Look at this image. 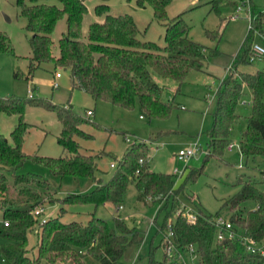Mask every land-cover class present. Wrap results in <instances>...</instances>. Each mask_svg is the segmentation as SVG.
Here are the masks:
<instances>
[{
    "label": "trees",
    "instance_id": "16d2710c",
    "mask_svg": "<svg viewBox=\"0 0 264 264\" xmlns=\"http://www.w3.org/2000/svg\"><path fill=\"white\" fill-rule=\"evenodd\" d=\"M101 1L94 6L93 12L102 16V21L90 22L82 39L81 20L86 12L82 0H15L18 14L25 20L24 29L30 33L28 78L39 63L51 62L55 68L68 71L71 89L80 90L93 100L124 109L137 107L139 116L148 119L166 117L172 107V98L163 97L167 85L160 84L156 78L176 83L172 94L177 93L179 84L190 70H202L204 46L188 36L189 26L181 13L172 19L167 18L169 0H135L138 7L149 6L153 18L163 23L162 46L139 40L131 15H111L105 0ZM223 1L210 0L216 14L217 5ZM237 3L251 6L250 0L225 1L232 7ZM232 17L231 14L228 18ZM62 18H65V30L57 41L58 54L54 57L50 51V34ZM263 23L264 10L254 11L252 8L248 28L233 62L215 91L212 126L206 133L208 151L205 158H221L229 142L231 124L240 117L234 109L243 85L249 90L250 113L245 118L246 126L239 135L237 147L245 159L264 156V71L250 69L251 63L247 61L253 33L261 31ZM205 34L214 39L218 36V32L205 31ZM0 52H10L7 38L2 33ZM208 53L217 54L216 47L210 48ZM261 59L264 60V56ZM14 76L18 73L15 72ZM27 105L42 106L55 112L61 125L56 142L64 152L58 157L33 156L30 159L51 175L86 177L93 182L90 191L67 193L54 200L63 205L88 203L94 208L110 203L117 208L129 184L135 190L137 202L156 205L152 222L161 234L160 240L167 231L171 232V238L169 243H161V259L156 261L149 256L147 264H181L176 255L190 253L189 247L195 256L193 264H264V257L257 251L248 250L243 240L238 238L264 245V192L253 182L241 176L237 178V191L222 206L230 210L237 208L238 213H231L228 218L230 228L223 227L222 237L218 239V227L212 221L218 213L207 214L195 206L194 222H186L183 209L179 208L183 182L176 187L173 174L149 168L145 150L138 149L145 143L129 144L121 158L115 160L111 175L102 180L97 174L95 161L99 153L80 152V146L74 139L91 138L79 128L88 120L76 115L69 105L57 106L32 93L25 98L13 95L0 97V113L17 116V122L9 133L12 143L0 134V264H38L40 260L48 264L66 261L87 264L88 259L98 264H115L126 247L141 240V232L137 228H127L117 217L113 218L112 225L93 213L84 223L61 222L58 212L55 216L44 217L40 223L38 217L31 213L41 204V190L47 187L48 181L33 174L18 173L27 158L21 151L23 134L30 127L23 119ZM139 159L142 162L139 163ZM200 171L201 168L191 169L185 179L194 178ZM6 174L12 177L14 195ZM246 200H251L254 206L238 207ZM160 213L162 220L157 224L155 219ZM33 227H37L36 250L34 256H29L26 235ZM229 232L236 236L229 237ZM167 246L171 247V254L167 252Z\"/></svg>",
    "mask_w": 264,
    "mask_h": 264
},
{
    "label": "rangeland",
    "instance_id": "374dc122",
    "mask_svg": "<svg viewBox=\"0 0 264 264\" xmlns=\"http://www.w3.org/2000/svg\"><path fill=\"white\" fill-rule=\"evenodd\" d=\"M86 12L81 20V36L85 38L87 25L90 22L102 21V16H96L93 8L101 0H82ZM224 0L217 5L218 14L211 8L210 0H169L166 7L168 19L181 13L183 21L189 26L188 36L195 42L204 46V59L201 71L190 70L179 84L178 92L172 94L176 83L156 78L160 84H166L163 97L172 98V107L164 118L148 119L139 116L137 107L124 109L101 100H93L88 94L71 89L67 70L55 68L51 62H41L32 71L31 77L27 75L28 57L30 49L28 37L30 33L24 29L25 20L18 14L15 0H0V33L7 38L10 52H0V97L17 96L27 97L29 93L42 98L57 106L69 105L72 111L88 122L79 128L91 135L90 139L74 137L79 144V151L91 154L99 153L96 158L98 176L106 180L112 173L115 160L121 158L129 144L145 143V159L152 171L171 173L174 175V185L177 187L183 182V194L179 197V208L195 213L198 206L207 214L218 213L217 216L229 221L231 213H238L237 208L227 209L222 203L227 201L236 191L235 182L239 176L249 180L264 192V156L254 160L245 159L236 147L239 135L246 126L245 118L250 113V94L246 86H242L240 97L235 105V112L240 117L231 124L228 144L223 149L221 158L204 157L207 148L206 133L212 126V113L215 108V91L220 80L229 70L233 56L239 43L248 28L247 14L264 10V0H250L251 6L237 3L235 7L225 4ZM111 15L129 14L138 29L137 38L151 41L158 46L163 45L164 25L153 18L149 6L138 7L135 0H105ZM239 6V7H237ZM237 7V8H236ZM252 7V8H251ZM234 17L228 18L229 15ZM8 18V21L5 19ZM261 31L253 33L252 40L257 43L263 40L264 23ZM65 30V18L58 20L54 26L51 39V55L57 56V41ZM205 31L218 32L214 39L205 34ZM216 47L217 54L210 55L208 50ZM250 69L264 71V60H255L249 64ZM17 72L18 76H14ZM57 72V74H55ZM52 81L57 84L51 86ZM32 88V91L29 89ZM28 91H30L28 93ZM92 110L91 116L85 115V110ZM23 119L30 127L23 134L21 151L27 156L20 174H33L48 181L47 187L41 190L42 202L35 208L43 211L38 217L55 216L60 213L61 222L78 221L84 223L93 213L94 216L105 219L112 225L113 218L117 217L127 228L135 227L141 232L138 244L126 247L123 254L115 264H147L149 256L159 261L162 255L164 236L156 231L152 222L155 216V204L143 205L135 200V190L132 185L127 186L120 208L110 203L94 208L88 203L61 204L57 199L67 193H85L93 187V182L86 177L51 175L40 164L32 161L30 157H58L63 155L61 147L56 142L61 125L53 110L42 106L27 105L24 109ZM17 122L15 114L0 113V134L11 142L10 131ZM196 143L201 152L184 160L175 157L179 149ZM113 166H110V164ZM239 165V166H238ZM201 171L192 179H185L191 169ZM175 171V173H173ZM11 194H15L12 186V177L6 174ZM185 179V181H184ZM251 200L243 201L240 208H252ZM62 208V209H61ZM178 208V209H179ZM162 214H158L155 222L159 224ZM171 218L167 221L169 222ZM1 221V210H0ZM239 234V233H237ZM240 235V234H239ZM241 236V235H240ZM26 247L29 256L35 255L37 242V227H33L27 235ZM162 241V242H161ZM165 243V242H164ZM261 247V243L255 242ZM171 254V248L168 249ZM188 264L189 253H179ZM177 257V255H176ZM38 264H48L40 260ZM55 264H71L69 261ZM87 264H98L87 260Z\"/></svg>",
    "mask_w": 264,
    "mask_h": 264
},
{
    "label": "built area",
    "instance_id": "2783aa9c",
    "mask_svg": "<svg viewBox=\"0 0 264 264\" xmlns=\"http://www.w3.org/2000/svg\"><path fill=\"white\" fill-rule=\"evenodd\" d=\"M237 7H239V6H237ZM247 17H248V20H250L251 13H248L247 14ZM262 37H263V40H264V34L262 35ZM249 50H250V53H249L248 58H247V61L248 62L252 63L255 60H261V58L264 56V42L262 40H260V39H258V42L257 43H255L254 41H252L251 44H250V49ZM55 74H57V73H55ZM51 86L53 88H56L57 87L56 82L55 81H52ZM29 92L30 91H28V93ZM30 95H31V93H29L28 96H30ZM85 115L86 116H91L92 115L91 110L90 109H86L85 110ZM232 145H233L232 143L228 144V148L232 147ZM236 147H237V144H236ZM201 151L202 150L200 149V146L197 145L196 143H194L191 146H188V147L183 148V149H179L176 152L175 157L178 160H184V159H187L189 157L194 156L196 153L201 152ZM206 152H207V150H204V153L203 154H205ZM138 162L140 163V162H142V160L139 159ZM110 166H113V164L111 163ZM173 173H175V171ZM118 208H120V206H118ZM42 211H43L42 208H34L31 213L33 215H35V216L38 217L42 213ZM183 216H184L186 222H188V223H192L195 220V213L190 212L188 209L183 210ZM43 218L44 217H41V216L38 217L40 223H42L44 221ZM212 221H213V224L216 227H218L217 238L220 239L222 237V233H221L222 228L223 227L225 229L230 228V223L228 221H224L220 217H215V218L212 219ZM4 224H6V222H4ZM228 236L229 237H234L236 235L234 233L229 232L228 233ZM164 238H165L164 239V242L169 243V241H170L169 239L171 238V232L170 231L169 232L167 231V233L164 235ZM238 238H240V239L243 240V242L245 243L246 248L248 250H250L251 252L257 251L260 255H262L264 257V245H261V247L259 248V247L255 246L256 243L253 240L244 239L242 237H238ZM169 248H171V247L170 246H167L166 247L167 252H168V249ZM191 251H192V247H189V252H190L189 253L190 259L189 260H193L194 257H195L191 253ZM176 258L181 262V264H188V262L183 257L181 258V256H180L179 253L177 254V257Z\"/></svg>",
    "mask_w": 264,
    "mask_h": 264
},
{
    "label": "water",
    "instance_id": "95a60500",
    "mask_svg": "<svg viewBox=\"0 0 264 264\" xmlns=\"http://www.w3.org/2000/svg\"><path fill=\"white\" fill-rule=\"evenodd\" d=\"M5 19L8 21V18L7 17H5Z\"/></svg>",
    "mask_w": 264,
    "mask_h": 264
},
{
    "label": "crops",
    "instance_id": "0c3cea01",
    "mask_svg": "<svg viewBox=\"0 0 264 264\" xmlns=\"http://www.w3.org/2000/svg\"><path fill=\"white\" fill-rule=\"evenodd\" d=\"M91 112H92V110H91ZM238 166H239V165H238ZM104 204H106V203H104ZM104 204H103V205H104Z\"/></svg>",
    "mask_w": 264,
    "mask_h": 264
}]
</instances>
